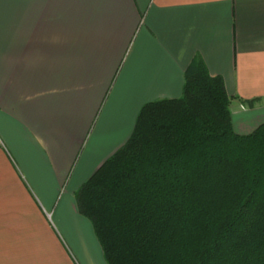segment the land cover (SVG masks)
Segmentation results:
<instances>
[{"label": "crops", "instance_id": "crops-1", "mask_svg": "<svg viewBox=\"0 0 264 264\" xmlns=\"http://www.w3.org/2000/svg\"><path fill=\"white\" fill-rule=\"evenodd\" d=\"M197 57L264 123V0H0V264H109L77 192Z\"/></svg>", "mask_w": 264, "mask_h": 264}, {"label": "trees", "instance_id": "trees-1", "mask_svg": "<svg viewBox=\"0 0 264 264\" xmlns=\"http://www.w3.org/2000/svg\"><path fill=\"white\" fill-rule=\"evenodd\" d=\"M230 105L197 57L183 94L144 104L82 185L79 210L109 264H264V123L236 132Z\"/></svg>", "mask_w": 264, "mask_h": 264}, {"label": "rangeland", "instance_id": "rangeland-1", "mask_svg": "<svg viewBox=\"0 0 264 264\" xmlns=\"http://www.w3.org/2000/svg\"><path fill=\"white\" fill-rule=\"evenodd\" d=\"M253 232H251L249 235L252 236Z\"/></svg>", "mask_w": 264, "mask_h": 264}]
</instances>
